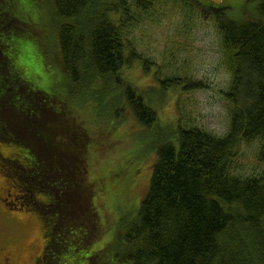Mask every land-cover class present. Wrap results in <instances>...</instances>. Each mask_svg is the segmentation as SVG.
<instances>
[{"label": "trees", "instance_id": "trees-1", "mask_svg": "<svg viewBox=\"0 0 264 264\" xmlns=\"http://www.w3.org/2000/svg\"><path fill=\"white\" fill-rule=\"evenodd\" d=\"M152 2L50 0L47 26L65 90L59 98L52 86H39L22 51L21 30L30 29L31 37L34 27L44 28L40 0H0V145L18 144L7 155L0 146V168L14 187V208L33 212L42 223L47 264H63L58 256L69 241L89 247L102 228L95 199L104 185L89 179V128L74 117L70 99H98L111 88L143 128L156 123L154 111L122 73L137 58L125 31ZM210 8L231 58L224 95L228 131L217 137L177 125L168 139L156 137L148 189L136 215L118 242L104 243V249L121 250L123 257L112 254V264H264V0L244 18L229 16L225 6ZM163 82L177 86L173 78ZM253 140L260 143L261 171L231 173L237 148ZM71 229L75 235L65 241ZM101 250H91L81 264H94Z\"/></svg>", "mask_w": 264, "mask_h": 264}, {"label": "rangeland", "instance_id": "rangeland-1", "mask_svg": "<svg viewBox=\"0 0 264 264\" xmlns=\"http://www.w3.org/2000/svg\"><path fill=\"white\" fill-rule=\"evenodd\" d=\"M152 1L150 8L138 12L137 19L125 31L137 58L122 73L154 111L156 123L150 129L143 128L121 104V94L111 88L98 99L86 98V95L70 99L74 117L89 128L86 131L90 140L86 148L89 179L103 184L104 188L93 198L102 227L98 240L89 247L81 241L80 244L69 241L66 250L58 256L64 260L63 264L84 263L91 250L98 253L104 250L94 259V264H112L115 255L123 257L120 249L116 253L112 246L104 249L107 246L104 245L114 238L118 242V233L136 215L148 189L158 135L161 140L168 139L177 125L197 127L217 137L228 131L230 106L224 95L231 80V58L222 46L210 7L225 6L229 16L244 18L249 15L248 11H254L257 0H199L202 5L198 6L195 0ZM40 2L44 11L47 5L50 7V0ZM43 23L44 28H33L31 37L27 35L30 29L21 30L26 37L22 40V51L29 56V65L38 77L39 86H52V96L62 98L65 90L60 84L61 72L52 47V28L47 26L51 24L47 10ZM145 61H149L147 70L142 67ZM166 78H173L177 86H166L164 82L160 85ZM116 98L119 100L112 102ZM11 144L16 148L0 145L5 155L17 149L18 144ZM259 149L258 140L241 143L231 162V173L244 177L257 175L263 167L257 158ZM118 169L121 171L117 172ZM6 171L0 168V247L8 246L17 262L23 261L20 264H33L36 256L40 257L39 264H47L49 261H43L48 255L43 250L44 246L46 250V237L39 217L31 211L14 208L12 196L8 197L9 204L4 205L7 193L15 192ZM4 211L16 217V221L8 223ZM75 230L67 232L64 240L71 239ZM81 235L86 236V232L83 230Z\"/></svg>", "mask_w": 264, "mask_h": 264}, {"label": "flooded vegetation", "instance_id": "flooded-vegetation-1", "mask_svg": "<svg viewBox=\"0 0 264 264\" xmlns=\"http://www.w3.org/2000/svg\"><path fill=\"white\" fill-rule=\"evenodd\" d=\"M10 196H11L10 193H7V196L3 198L4 205L9 204L7 201H8V197ZM3 216H5L4 218L8 223H14L16 221V217H14L13 215L5 213ZM43 250L45 252V246ZM43 250L42 253H44ZM39 258L40 257L37 258V256L34 257L33 264H39ZM19 262L23 263V261L20 259H18L17 262V259H15L12 252L8 251V246L0 247V264H20Z\"/></svg>", "mask_w": 264, "mask_h": 264}]
</instances>
